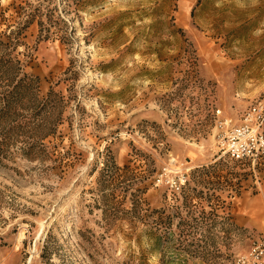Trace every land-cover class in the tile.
Masks as SVG:
<instances>
[{
	"label": "rangeland",
	"instance_id": "rangeland-1",
	"mask_svg": "<svg viewBox=\"0 0 264 264\" xmlns=\"http://www.w3.org/2000/svg\"><path fill=\"white\" fill-rule=\"evenodd\" d=\"M264 0H0V264H238L264 158Z\"/></svg>",
	"mask_w": 264,
	"mask_h": 264
},
{
	"label": "built area",
	"instance_id": "built-area-1",
	"mask_svg": "<svg viewBox=\"0 0 264 264\" xmlns=\"http://www.w3.org/2000/svg\"><path fill=\"white\" fill-rule=\"evenodd\" d=\"M219 127V146L224 156L254 165L264 158V97L251 104L239 124L221 121ZM238 264H264V239L256 241L249 258H240Z\"/></svg>",
	"mask_w": 264,
	"mask_h": 264
}]
</instances>
